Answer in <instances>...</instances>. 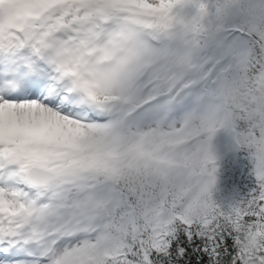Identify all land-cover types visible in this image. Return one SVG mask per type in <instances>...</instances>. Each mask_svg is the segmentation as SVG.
<instances>
[{
    "label": "snow or ice",
    "instance_id": "obj_1",
    "mask_svg": "<svg viewBox=\"0 0 264 264\" xmlns=\"http://www.w3.org/2000/svg\"><path fill=\"white\" fill-rule=\"evenodd\" d=\"M0 264H264V0H0Z\"/></svg>",
    "mask_w": 264,
    "mask_h": 264
},
{
    "label": "rangeland",
    "instance_id": "obj_2",
    "mask_svg": "<svg viewBox=\"0 0 264 264\" xmlns=\"http://www.w3.org/2000/svg\"><path fill=\"white\" fill-rule=\"evenodd\" d=\"M227 142H228L227 134L224 132L219 133V135L217 136V146L223 157L221 162L224 161L225 157L231 155L230 152H226Z\"/></svg>",
    "mask_w": 264,
    "mask_h": 264
},
{
    "label": "trees",
    "instance_id": "obj_3",
    "mask_svg": "<svg viewBox=\"0 0 264 264\" xmlns=\"http://www.w3.org/2000/svg\"><path fill=\"white\" fill-rule=\"evenodd\" d=\"M231 155L225 157L224 161L221 162V169L223 170L224 168H226L228 166V161H229V157L233 156L234 154L230 152ZM236 156H238L239 154H235ZM226 189L224 187V183H223V179L222 182L220 184V190L218 192V195L220 196H224L226 195Z\"/></svg>",
    "mask_w": 264,
    "mask_h": 264
}]
</instances>
